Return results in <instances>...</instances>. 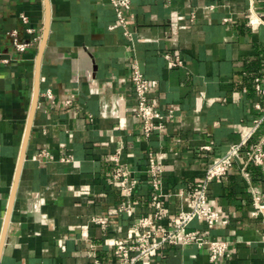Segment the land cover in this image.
Instances as JSON below:
<instances>
[{"label":"crops","instance_id":"obj_1","mask_svg":"<svg viewBox=\"0 0 264 264\" xmlns=\"http://www.w3.org/2000/svg\"><path fill=\"white\" fill-rule=\"evenodd\" d=\"M125 18L129 38L108 0H0V264H118L112 248L130 245L135 220L152 214L149 153L161 171V225L170 228L175 195L242 141L234 166L207 186L227 224H189L228 241L229 255L211 262L195 246L164 245L137 264H264V223L250 217L247 192L264 193V164L247 166L248 179L240 172L264 140V121L249 136L262 116L253 81L264 78V0H131ZM11 31L38 40L19 53ZM134 65L150 82L148 100L174 111L148 138L134 112ZM117 151L137 177L132 216L112 180Z\"/></svg>","mask_w":264,"mask_h":264},{"label":"built area","instance_id":"obj_2","mask_svg":"<svg viewBox=\"0 0 264 264\" xmlns=\"http://www.w3.org/2000/svg\"><path fill=\"white\" fill-rule=\"evenodd\" d=\"M113 7L117 23L124 29V34L128 38L130 33L126 29L125 12L130 9L131 0H108ZM22 22H27L24 15H20ZM258 23H262L258 19ZM27 30V33H31ZM12 46L19 53L25 52L32 44L31 41H20L16 31L9 32ZM170 66H180L182 62L178 59H172L167 56ZM131 82L136 97L137 104L134 112L136 118L141 122V132L145 138L153 133L161 132L164 129V120L173 117V109H168L166 114L161 113L156 105L148 100L147 94L150 89L149 80L145 79L137 67L134 65L131 74ZM253 87L260 97L261 104L256 107L262 112L261 119L254 122L249 136L256 130L262 121H264V78H255ZM49 97H51L49 95ZM245 141L230 145L228 149L217 160L208 165L204 171L203 178L198 182L191 192L186 195L183 192L175 196L180 200V210L170 228L161 225L164 219L165 209L162 205L164 195L160 191V169L156 167L155 159L152 154H148L146 165L150 180V202L152 214L146 217H140L135 220L132 227L127 232V239L131 241L130 245L118 244L112 248V254L117 259L118 264H137L141 260L150 259L164 245L170 246H195L197 249L206 250L211 262L218 258L229 255L230 243L226 240H213L205 237L200 231L189 229V224L193 221L205 223L208 227H217L226 225L227 220L222 218L220 213L215 210L207 201V186L211 182L219 183L227 172L234 166L238 159L240 150ZM264 140L252 145L246 152V158L243 166L240 168L241 175L248 179L246 167L249 165L261 166L264 164ZM208 150V147L204 148ZM120 152L117 151L111 157L114 164L112 180L124 198L121 209L126 215L132 216V206L130 199L137 190V177L134 171L126 164L119 161ZM247 192L251 200V210L249 215L253 219H261L264 223V193L254 187L249 186ZM97 224H103L102 219H93ZM93 248V247H92ZM92 264H101L96 259Z\"/></svg>","mask_w":264,"mask_h":264},{"label":"water","instance_id":"obj_3","mask_svg":"<svg viewBox=\"0 0 264 264\" xmlns=\"http://www.w3.org/2000/svg\"><path fill=\"white\" fill-rule=\"evenodd\" d=\"M44 43H45V40L43 41V43H42V45H41L42 47H43ZM37 95H38V87L36 86L35 91H34V98H33L32 110H33L34 107H35V103H36ZM22 161H23V156H21V158L19 159V164H18L17 171L20 170ZM15 187H16V180H15V183H14V189H15ZM11 203H12V199H11V201H10V206H11ZM9 212H10V207H9V209H8V213H7V215H6V219H5V227H4V230H3L2 236H1V245H2V242H3V240H4L5 233H6V226H7L8 219H9Z\"/></svg>","mask_w":264,"mask_h":264}]
</instances>
